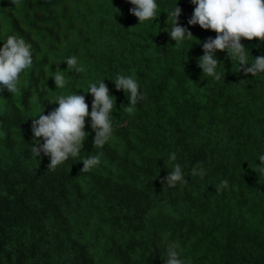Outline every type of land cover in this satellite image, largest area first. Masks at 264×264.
<instances>
[{
    "label": "trees",
    "instance_id": "1",
    "mask_svg": "<svg viewBox=\"0 0 264 264\" xmlns=\"http://www.w3.org/2000/svg\"><path fill=\"white\" fill-rule=\"evenodd\" d=\"M156 3L158 17L138 24L128 0H0V47L23 38L33 59L18 93L0 91V264H165L170 244L184 264H264V73L245 76L217 51L224 75H204L198 60L216 33L188 24L191 0ZM175 6L193 35L179 45L168 33ZM241 43L249 64L264 57V42ZM71 56L84 72L67 70ZM118 74L144 97L131 115ZM102 80L114 102L111 138L94 147L89 115L79 156L49 170L50 157L31 151V120L59 95H85L90 113L85 92ZM98 154L97 167L80 171ZM177 163L187 183L163 187ZM222 180L228 188L217 192Z\"/></svg>",
    "mask_w": 264,
    "mask_h": 264
},
{
    "label": "clouds",
    "instance_id": "2",
    "mask_svg": "<svg viewBox=\"0 0 264 264\" xmlns=\"http://www.w3.org/2000/svg\"><path fill=\"white\" fill-rule=\"evenodd\" d=\"M13 4H18L19 0H11ZM133 5L129 11L135 16L139 23L155 20L159 13L156 0H128ZM195 5L193 14L188 20L189 25H199L204 30H212L216 37L208 38L203 43L204 55L198 60V67L203 74L219 81L224 73H218L217 67L220 61L215 57L217 51H226L228 57L235 60L240 65L247 76L249 73L256 76L264 73V57H256L254 62L249 64L248 54L241 39L253 40L257 38L264 42V0H191ZM119 10V9H118ZM181 15V8L175 6L167 14V20L171 21V30L168 32L175 45H179L185 39L193 37L191 31L179 25L178 18ZM67 70H74L76 73L85 71L83 66H78L76 56L66 58ZM33 63L31 45L23 38L14 35L7 37L3 47H0V91L6 89L11 94L19 91L20 74L31 67ZM250 65V66H248ZM52 79L56 88H64L66 80L62 72L54 73ZM89 82L85 93H90L93 97L91 112L85 102V95L69 94L56 97L58 107L48 115L41 114L38 118L31 120V130L33 141L31 151L34 156H39L41 152L50 157L49 170H55L57 166L63 164L69 157L79 156L83 143L88 136L85 132V119H91V128L95 132L93 139L94 147L103 148L109 141L113 132V125L110 114L114 108V102L109 93V88L104 82ZM116 89L123 90L128 98V105H121L122 111L131 115L134 113L135 105L144 97L139 91L138 82L131 76L125 77L118 74L114 81ZM38 138H43L40 143ZM176 154L169 156V161H175ZM259 168L264 173V155L258 157ZM101 163L100 155L83 159L82 172H89ZM192 176L199 175L201 179L206 173L204 170L194 167L191 170ZM163 187H175L178 183H187L181 166L177 163L174 170L161 181ZM228 188V181L222 180L216 191L220 192ZM164 255L167 257L165 264H184L179 258L177 245L170 244L166 247Z\"/></svg>",
    "mask_w": 264,
    "mask_h": 264
}]
</instances>
